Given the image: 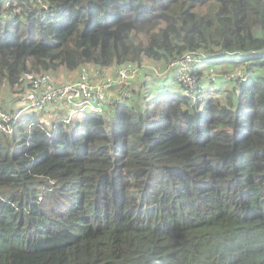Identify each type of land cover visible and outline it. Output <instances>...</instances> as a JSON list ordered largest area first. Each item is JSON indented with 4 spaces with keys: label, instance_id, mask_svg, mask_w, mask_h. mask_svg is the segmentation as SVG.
Returning <instances> with one entry per match:
<instances>
[{
    "label": "trees",
    "instance_id": "16d2710c",
    "mask_svg": "<svg viewBox=\"0 0 264 264\" xmlns=\"http://www.w3.org/2000/svg\"><path fill=\"white\" fill-rule=\"evenodd\" d=\"M91 66L114 68L86 79L110 82L102 114L124 100L113 120L29 107L39 75ZM3 85L27 103L0 101V264H264V0H0Z\"/></svg>",
    "mask_w": 264,
    "mask_h": 264
},
{
    "label": "built area",
    "instance_id": "2783aa9c",
    "mask_svg": "<svg viewBox=\"0 0 264 264\" xmlns=\"http://www.w3.org/2000/svg\"><path fill=\"white\" fill-rule=\"evenodd\" d=\"M194 61V57L190 54L184 55L183 58L180 59V68L177 73V78L181 80L184 83H187V92L190 95V97L194 100L193 91L194 88L193 85V76L190 73V66L191 62ZM136 72L135 68H129V67H123L118 71V80L119 81H126L129 82V78L132 77ZM225 77L230 81L231 78L235 79V88H239L244 82L247 81V75L243 72H241L240 69L236 71V73L232 74H226ZM36 87H39L41 85L45 86V89L43 90L42 97L40 99H31L29 103V107H37V106H43L45 100L54 98V97H60V99H66L68 101H77V100H83L88 101L93 106V111L97 113H102L103 109L101 106V99L103 97V88H106L110 86L109 81H101L99 83H92L89 82L86 79H80L76 82H69L64 85H61L59 87H54L47 83L45 79V75H39L36 78V81L34 83ZM185 85V84H184ZM122 96H129L127 92L122 93L119 98ZM124 100L119 101L118 103L122 102ZM12 116L3 111L0 108V130L4 131L6 134L12 133V124L9 123L12 121Z\"/></svg>",
    "mask_w": 264,
    "mask_h": 264
},
{
    "label": "crops",
    "instance_id": "0c3cea01",
    "mask_svg": "<svg viewBox=\"0 0 264 264\" xmlns=\"http://www.w3.org/2000/svg\"><path fill=\"white\" fill-rule=\"evenodd\" d=\"M135 69H136V72L133 75V78L137 74V68H135ZM61 73H64V71L63 70H59L56 74L58 75V74H61ZM66 74H67L66 77H60L59 80H63L64 79V81H65V80H67V78H70V81H71L74 78L76 80L81 79V78H85V79H88L90 81H98V80H100L101 78H103L105 76H109V77L110 76H114V69L112 67H105L104 71H103V70H96V69H94L91 66L89 68H86V67L78 68L76 76H75V74H72V73H66ZM115 74H116V71H115ZM141 82H143V81L141 80L138 84H140ZM148 83L149 82L145 81L144 83H142L139 86L146 85V89L149 90L147 88ZM113 89L116 91L117 87L114 88V86H112V90ZM8 92H9V89H8V87L6 85H3L2 87H0V95H6V94H8ZM24 94H25L24 91L23 92H16V101H18V100L19 101L18 102H13L11 105H9V107L18 110L21 106H23L25 103H27V100H26L27 98H26V96H24ZM105 94H106L107 97H109L111 95V90H106ZM62 103L63 104H61V103H56L55 104L56 108H58L57 112H54V109H53L54 106L51 105V104H47L45 107L40 108L39 110L42 111L43 113H45L44 114L45 116L43 117V121L46 122V123H49L51 119H57L60 116L61 112H64L63 115H66V114H68L70 109H72V108H74V107L79 105L78 103L74 104V103L67 102V101H62ZM121 104L119 105V103H116L115 105H113L111 107H110L109 104H107L106 107H105V110L107 109V110H109V113H112V112L114 113L115 110L118 111V108L121 106ZM63 109H66L68 112H65ZM85 110H80L79 109L73 115L76 114V115L82 116V114H83V112ZM49 125H50V123H49ZM46 127L50 128L51 126H46Z\"/></svg>",
    "mask_w": 264,
    "mask_h": 264
},
{
    "label": "rangeland",
    "instance_id": "374dc122",
    "mask_svg": "<svg viewBox=\"0 0 264 264\" xmlns=\"http://www.w3.org/2000/svg\"><path fill=\"white\" fill-rule=\"evenodd\" d=\"M229 59H232V60H240L241 59V56L239 55H228L226 57V60H229ZM113 68V67H112ZM114 69V68H113ZM143 70H145V72H142L139 76H137L136 78V83H139L141 80H146L149 82V80L147 78H149V75L147 72V68H144ZM78 69H76L75 71L72 72V74H75L76 76V73H77ZM47 74L51 77L50 79L55 82V81H58L60 77H66L67 74L66 73H61V74H58L57 76H53L52 74V71H48ZM215 84H213L211 87V91L210 92H207V95L209 96H213L215 95V86L217 87H222V85H226L227 87H229V83L225 82L224 80L222 79H216L214 81ZM185 85H187V83H184ZM17 86H15L13 89H16ZM158 92V91H157ZM218 94V93H217ZM0 101L3 103V105L8 108L9 105H11L13 102H18L16 101V91H12L10 90L8 92V94L6 95H0ZM115 113H117V110L114 111V113H103L102 116L104 117L105 121L108 123L110 120H113L114 119V116H115ZM29 124L26 122L24 124V127L25 129H27V126Z\"/></svg>",
    "mask_w": 264,
    "mask_h": 264
}]
</instances>
